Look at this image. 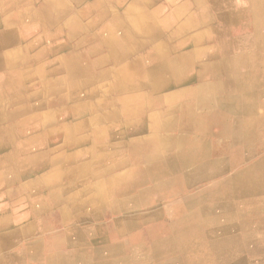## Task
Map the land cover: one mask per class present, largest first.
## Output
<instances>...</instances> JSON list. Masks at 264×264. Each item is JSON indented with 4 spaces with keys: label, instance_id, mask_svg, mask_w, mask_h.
<instances>
[{
    "label": "crops",
    "instance_id": "obj_1",
    "mask_svg": "<svg viewBox=\"0 0 264 264\" xmlns=\"http://www.w3.org/2000/svg\"><path fill=\"white\" fill-rule=\"evenodd\" d=\"M52 1H18L29 19L11 25L14 67L0 66V264H46L72 251L92 264L113 242L125 256L140 245L149 257L153 223L173 235L191 212L231 214L213 231L238 236V207L264 208V0ZM228 11L241 16L224 19ZM260 245L205 254L264 264ZM175 248L168 260L191 264Z\"/></svg>",
    "mask_w": 264,
    "mask_h": 264
},
{
    "label": "bare ground",
    "instance_id": "obj_2",
    "mask_svg": "<svg viewBox=\"0 0 264 264\" xmlns=\"http://www.w3.org/2000/svg\"><path fill=\"white\" fill-rule=\"evenodd\" d=\"M71 1V0H70ZM69 1V2H70ZM227 2L229 3L230 0H220V2ZM254 0H248V3L251 2V4L253 3ZM53 5L55 3H57V0H53ZM87 2V1H86ZM82 3V2H81ZM80 3V4H81ZM257 3V1H256ZM74 4V3H73ZM172 4V3H171ZM0 13H2V16H0V66H4L7 68H13L14 67V63H15V54L17 50H15L16 47H14L15 43H14V39L18 38V34L19 33H14L11 34L10 32L13 31L11 25L14 22H19L22 21L20 18V14L21 11L20 9H18L17 7V1L16 0H0ZM244 8V7H243ZM28 11L31 10L30 8H28ZM83 10V9H82ZM171 12V16H176L175 13H173V11ZM212 12V11H211ZM236 12V11H235ZM3 13H8L7 15L3 16ZM20 13V14H19ZM130 13V12H129ZM195 13V12H194ZM102 14V13H101ZM185 14V13H184ZM241 14V12H240ZM244 14V13H243ZM239 18L240 16H238L237 12L234 13L233 11H228L226 13H224V19L229 18L232 19L233 21H235L237 18ZM140 17V16H139ZM198 17V16H197ZM244 17V16H243ZM155 18V17H154ZM201 19V18H200ZM222 19V18H221ZM146 20V19H145ZM197 20V18H196ZM207 20V19H206ZM62 21V20H61ZM226 22V21H225ZM133 24V22H132ZM181 24V23H180ZM179 24V25H180ZM135 25V24H134ZM175 26V25H174ZM173 27V26H172ZM176 27V26H175ZM137 28V27H135ZM246 30V29H245ZM19 31V30H18ZM169 31V30H168ZM15 32V31H14ZM106 32V30H105ZM142 32V31H141ZM253 32V30H252ZM51 33V32H50ZM167 34V33H166ZM249 34V33H248ZM251 34V33H250ZM169 35V34H168ZM20 36V35H19ZM163 36V35H162ZM185 36V35H184ZM132 37V36H131ZM188 38V37H187ZM148 39V38H147ZM197 39V38H196ZM169 41V40H168ZM22 42V41H21ZM153 44V43H152ZM154 45V44H153ZM36 46V45H35ZM164 46V45H163ZM155 47V46H154ZM147 48V47H146ZM152 50V49H151ZM154 50V49H153ZM148 51V50H147ZM161 51V50H160ZM136 55V54H135ZM250 59V57H249ZM69 61V60H66ZM135 61V60H134ZM132 61V62H134ZM244 61V60H243ZM145 62V61H144ZM235 62V61H234ZM222 63V62H221ZM241 63V62H240ZM239 63V64H240ZM156 64V63H155ZM163 64V63H162ZM69 65V64H68ZM67 65V66H68ZM75 65V63H74ZM77 65V64H76ZM158 66V64H156ZM154 66V65H153ZM217 66V65H216ZM229 66V65H228ZM46 67V66H45ZM220 67V66H219ZM249 67V66H248ZM63 68V67H62ZM69 68V67H68ZM75 68V67H74ZM77 68V67H76ZM72 69V68H71ZM152 69V66H151ZM250 69V67H249ZM35 70V69H34ZM73 70V69H72ZM137 70V69H136ZM142 70V68L140 69V71ZM76 71V70H75ZM80 71V70H79ZM139 71V70H138ZM139 71V72H140ZM150 71V70H149ZM163 71V70H162ZM50 72V71H49ZM146 72V71H145ZM35 73V72H34ZM162 74V73H161ZM40 75V74H39ZM79 75V74H78ZM86 75V74H85ZM151 75V74H150ZM167 75V74H165ZM74 76V75H73ZM80 76V75H79ZM90 76V75H89ZM112 76V75H111ZM123 76V75H122ZM139 76V75H138ZM141 76V75H140ZM148 77V76H147ZM158 77V76H157ZM160 77V76H159ZM163 77V76H162ZM169 77V76H168ZM219 77V76H218ZM261 77V76H260ZM126 78V77H125ZM156 78V77H155ZM182 78V77H181ZM186 78V77H185ZM207 78V77H206ZM213 78V77H212ZM6 81V78H4ZM177 79V78H176ZM40 80V79H39ZM116 80V79H115ZM126 80V79H125ZM140 80V79H139ZM63 81V80H62ZM230 81V80H229ZM10 82V81H9ZM9 82H4L5 84H8ZM129 82V81H127ZM140 82V81H139ZM172 82V81H171ZM208 82V81H207ZM225 82V81H224ZM130 83V82H129ZM44 84V83H43ZM109 84V83H108ZM171 84V83H170ZM206 84V83H204ZM224 84V83H223ZM57 85V84H56ZM162 85V84H161ZM219 85V84H218ZM169 86V85H168ZM172 86V85H171ZM203 86V85H202ZM201 86V87H202ZM167 87V86H166ZM170 87V86H169ZM220 87V86H219ZM66 88V87H65ZM171 88V87H170ZM211 88V87H210ZM155 89V88H154ZM158 89V88H157ZM201 89V88H200ZM92 90V89H91ZM162 90V89H161ZM204 91V90H203ZM93 92V91H92ZM123 92V91H122ZM136 92V91H135ZM149 92V91H148ZM184 92V91H183ZM206 92V90H205ZM119 93V92H118ZM124 93V92H123ZM127 93V92H126ZM201 93V90H200ZM109 96V95H108ZM137 96V95H136ZM216 96V95H215ZM92 97V96H91ZM111 97V96H110ZM122 97V94H121ZM145 98V96H143ZM104 98V97H103ZM108 98V97H107ZM113 98V97H112ZM132 98V97H130ZM140 98V97H139ZM181 98V97H180ZM198 98V97H196ZM200 98V97H199ZM206 98V97H205ZM89 99V97H88ZM179 99V98H178ZM177 99V100H178ZM204 99V98H203ZM208 99V98H207ZM125 100V99H124ZM136 100V99H134ZM143 100V99H140ZM181 100V99H180ZM190 100V98H189ZM197 100V99H196ZM93 101V100H92ZM102 101V100H101ZM117 101V100H116ZM119 101V100H118ZM182 101V100H181ZM122 102V101H121ZM133 102V101H132ZM157 102V101H156ZM189 102V101H188ZM90 103V101L88 102ZM116 103V102H115ZM84 104V103H83ZM190 104V103H189ZM113 105V104H112ZM115 105V104H114ZM183 105V104H182ZM248 105V104H247ZM162 106V105H161ZM165 106V105H164ZM89 107V106H88ZM103 107V106H102ZM144 107V106H143ZM142 107V108H143ZM146 107V106H145ZM171 107V106H170ZM180 107V106H179ZM184 107V106H182ZM188 107V106H187ZM186 107V108H187ZM190 107V106H189ZM214 107V106H213ZM82 108V107H81ZM90 108V107H89ZM120 108V107H119ZM234 108V107H233ZM251 108V107H250ZM59 109V108H58ZM61 109V108H60ZM79 109V108H76ZM141 109V108H140ZM139 109V110H140ZM181 109V108H180ZM209 109V108H208ZM227 109V108H224ZM62 110V109H61ZM81 110V109H80ZM92 110V109H91ZM124 110V109H123ZM189 110V109H188ZM228 110V109H227ZM233 110V109H232ZM57 111V110H56ZM60 111V110H59ZM58 111V112H59ZM66 112V111H65ZM92 112V111H91ZM163 112V111H162ZM175 112V111H174ZM202 112V111H201ZM63 113V112H62ZM93 113V112H92ZM131 113V112H130ZM134 113V112H133ZM136 113V112H135ZM167 113V112H166ZM186 113V112H185ZM184 113V114H185ZM200 113V112H199ZM64 114V113H63ZM132 114V113H131ZM165 114V113H164ZM197 114V113H196ZM239 114V113H238ZM247 114V113H246ZM48 115V114H47ZM55 115V114H54ZM170 115V114H169ZM168 115V116H169ZM179 115V114H178ZM183 115V114H182ZM206 115V114H205ZM130 116V115H129ZM134 116V115H133ZM144 116V115H143ZM246 116V115H245ZM141 117V116H139ZM138 117V118H139ZM155 117V116H154ZM174 117V116H173ZM178 117V116H177ZM198 117V116H197ZM239 117V116H238ZM49 118V117H48ZM137 118V120H139ZM243 118V117H242ZM71 119V117H70ZM136 119V118H135ZM141 119V118H140ZM151 119V118H150ZM195 121V118H193ZM233 119V118H232ZM245 119V118H244ZM120 120V119H119ZM181 120V119H180ZM154 121V120H153ZM157 121V120H156ZM172 121V120H170ZM169 121V122H170ZM174 121V120H173ZM172 121V122H173ZM176 121V120H175ZM207 121V120H206ZM115 122V121H114ZM168 122V123H169ZM205 122V121H204ZM247 122V121H246ZM259 122V121H258ZM155 123V122H154ZM176 123V122H175ZM191 123V122H190ZM174 124V123H173ZM193 124V123H192ZM228 124V123H227ZM230 124V123H229ZM89 125V124H88ZM167 125V124H166ZM165 125V126H166ZM172 126V124H170ZM205 125V124H204ZM217 125V124H216ZM221 125V124H220ZM225 125V124H224ZM253 125V124H252ZM174 126H176L174 124ZM240 126V125H239ZM238 126V127H239ZM245 126V124L243 125ZM184 127V126H183ZM194 127V126H193ZM227 127V126H226ZM67 128V127H66ZM165 128V127H164ZM179 128V127H178ZM176 128V129H178ZM181 128V127H180ZM185 128V127H184ZM192 128V126H191ZM209 128V127H207ZM222 128V127H221ZM241 128V127H240ZM258 128V127H257ZM168 129V127H167ZM195 129V128H194ZM218 129V127H217ZM55 130V129H54ZM67 130V129H66ZM65 130V131H66ZM94 130V129H93ZM175 130V129H174ZM190 130V129H189ZM188 130V131H189ZM223 130V129H222ZM63 131V130H62ZM170 131V129L168 130ZM173 131V130H172ZM187 131V130H186ZM192 131V130H191ZM198 131V130H196ZM203 131V130H202ZM244 131V130H243ZM49 132V131H48ZM238 132V131H237ZM95 133V132H94ZM98 133V132H97ZM175 133V132H174ZM191 133V132H190ZM199 133H201V131H199ZM203 133V132H202ZM217 133V132H216ZM224 133V132H223ZM236 134V133H235ZM243 134V132H242ZM208 136V135H206ZM214 136V135H213ZM218 136V135H217ZM224 136V135H223ZM227 136V135H225ZM248 136V135H247ZM250 136V135H249ZM253 136V135H252ZM153 137V136H152ZM219 137V136H218ZM239 137V136H238ZM159 138V137H158ZM211 138V137H210ZM175 139V138H174ZM227 139V138H226ZM243 139V138H241ZM163 140V138H162ZM244 140V139H243ZM251 140V139H250ZM153 141V140H152ZM151 141V142H152ZM242 141V140H241ZM176 142V141H175ZM174 142V143H175ZM232 142V141H231ZM149 143V142H148ZM147 143V144H148ZM146 144V142H145ZM203 144V143H202ZM236 144V143H235ZM156 145V144H155ZM165 145V144H164ZM207 145V144H206ZM228 145V144H227ZM238 145V144H237ZM109 146V145H108ZM146 146V145H145ZM244 146V145H243ZM172 147V146H171ZM175 147V146H174ZM60 148V147H59ZM149 149V147H145L144 149ZM210 148V147H209ZM218 149V148H217ZM220 149V148H219ZM227 149V147H226ZM252 149V148H251ZM137 150V149H136ZM151 150V149H150ZM153 150V149H152ZM225 150V149H223ZM247 150V149H246ZM222 152V150H220ZM219 151V152H220ZM226 151V150H225ZM241 151V150H240ZM133 152V151H131ZM153 152V151H152ZM158 152V151H157ZM156 152V153H157ZM162 152V151H161ZM239 152V151H238ZM140 153V151H139ZM149 153V151L147 152ZM204 153V151L202 152ZM210 153V151H209ZM225 153V152H223ZM240 153V152H239ZM151 154V153H150ZM221 154V153H220ZM250 154V153H249ZM146 155V152H145ZM144 155V156H145ZM206 155V154H205ZM212 154H210L211 156ZM227 155V153H226ZM143 156V157H144ZM192 156V155H191ZM194 156V155H193ZM223 156V155H222ZM261 156V154H260ZM142 157V158H143ZM161 157V156H160ZM164 157V156H163ZM215 157V156H213ZM135 158V157H133ZM162 158V157H161ZM180 158V157H179ZM202 158V157H201ZM186 159V158H184ZM183 159V160H184ZM188 159V158H187ZM186 159V160H187ZM198 159V158H197ZM209 159V158H208ZM225 159V157H224ZM143 160V159H142ZM146 160V159H145ZM148 160V159H147ZM252 160V159H251ZM259 160V158H258ZM139 161V160H138ZM189 161V160H188ZM255 161V160H254ZM148 162V161H147ZM191 162V161H190ZM187 163V162H186ZM238 163V162H237ZM132 164V163H131ZM142 164V163H141ZM239 164V163H238ZM154 165V164H152ZM156 165V164H155ZM202 165V164H201ZM143 167V165H142ZM188 167V166H187ZM193 167V166H192ZM149 169V168H148ZM236 169V168H235ZM238 169V167H237ZM182 170V169H181ZM188 171V170H187ZM204 171V170H203ZM202 172V170H201ZM181 173V171H180ZM149 174V173H148ZM147 174V175H148ZM200 174V173H199ZM233 174V173H232ZM201 175V174H200ZM141 176V175H140ZM228 176V175H227ZM150 177V176H149ZM222 177V176H221ZM139 178V177H138ZM141 178V177H140ZM187 178V177H186ZM155 179V178H154ZM188 179V178H187ZM186 179V180H187ZM214 179V178H213ZM217 179V178H216ZM222 179V178H221ZM111 180V179H110ZM151 180V177H150ZM157 180V179H156ZM219 180V179H218ZM134 181V180H133ZM175 179L173 180H167L164 181V187L163 189H167L169 188L170 185H173ZM195 181V180H193ZM197 181V180H196ZM195 181V182H196ZM204 181V180H203ZM135 182V181H134ZM191 182V181H190ZM235 182V180H234ZM133 183V182H132ZM153 183V182H152ZM156 183V181H155ZM192 183V182H191ZM198 183V182H197ZM208 184V183H207ZM234 184V183H233ZM186 184H184L185 186ZM188 185V184H187ZM232 185V184H231ZM160 186V185H159ZM182 186V187H184ZM159 188V187H158ZM157 188V189H158ZM231 188V187H230ZM153 189V188H152ZM184 189V188H183ZM182 189V190H183ZM237 189V188H236ZM156 190V189H155ZM162 190V189H161ZM235 190V189H234ZM160 191V189H159ZM237 191V190H236ZM180 192V191H179ZM257 192V191H256ZM155 193V192H154ZM164 193V192H161ZM156 194V193H155ZM237 194V193H236ZM152 195V194H151ZM252 195V194H251ZM237 196V195H236ZM240 196V195H239ZM247 196V195H246ZM166 197V196H165ZM208 198V197H207ZM195 200V199H193ZM66 201V200H65ZM196 201V200H195ZM263 204V203H261ZM120 205V204H119ZM137 205V204H136ZM148 205V204H147ZM183 205V204H182ZM182 205H175L173 207H165L163 210L164 212L170 214V213H174L178 212L181 210L180 206ZM231 209V206H229ZM194 208V207H193ZM228 208V207H227ZM226 208V209H227ZM184 209V208H183ZM225 209V208H224ZM223 209V210H224ZM160 210V209H159ZM159 210L157 211V215H159ZM228 210V209H227ZM144 211V210H143ZM225 211V210H224ZM141 212V211H140ZM238 212L241 213V215L238 217L236 223L233 224L234 221H231V223L233 224L234 230L238 231L239 235L236 236H232V235H223L222 232V237L220 234H218V230H214L217 229L219 226V223H221V220H225L227 218H231L229 216H231V214H228L227 216L224 217H214V218H205V219H200L199 220V216H196V213L191 212L189 215H187L185 218L182 219H178L175 220L174 222L177 223V227L175 228V234L171 235L170 232L171 230L168 227V224L163 223L162 221H157L155 223H153L152 227L149 230H152L153 232L158 231V239L152 241V245H154L153 249L154 250V254L149 257L146 255L147 252H145L144 247H140V245L132 248L130 250V254L129 256H125L123 255V253H121L119 248H122V246L125 247L124 244H117L115 242L111 243V245H109L108 247H106V251L104 250V255L107 256L106 259H101V261L98 262H94L92 264H126V261H128L131 258H139L141 263L140 264H173L172 260H168V257L170 255H174V252L172 251L173 248H175L176 251H180L179 254L184 256L185 259H187L188 261L192 260L191 264H221L224 261V256H222V258H218L215 255H211V254H205V251H207V247L211 246L210 250H213L215 247H217L219 244H232V243H236L240 245V247H250L248 246V244H255L258 243L259 241H261V248H263V250L260 251H264V208H261L259 210L257 209H252L251 205H241L238 207ZM188 213V212H187ZM217 213V212H216ZM134 214V213H133ZM213 214V213H212ZM149 215V214H148ZM147 215V216H148ZM126 216V215H125ZM146 216V217H147ZM152 216V215H151ZM150 216V217H151ZM198 217V218H197ZM124 218V217H123ZM136 219V217L134 218ZM118 220V219H117ZM139 220V219H138ZM171 221V220H170ZM119 222V221H118ZM140 222V220H139ZM173 222V221H172ZM120 223V222H119ZM141 223V222H140ZM229 223V222H228ZM175 224V223H174ZM227 224V223H226ZM115 225V224H114ZM133 225V224H132ZM131 225V226H132ZM176 225V224H175ZM173 225V226H175ZM229 225V224H228ZM118 226V225H117ZM116 226V228H118ZM120 226V225H119ZM124 226V225H123ZM121 227V226H120ZM129 227V224H128ZM171 227V226H170ZM226 227V226H225ZM232 227V228H233ZM124 228V227H123ZM201 228H204L207 230L204 233H201ZM221 229V228H220ZM230 229V228H229ZM228 229V230H229ZM126 231V230H125ZM160 231V232H159ZM115 232V231H114ZM220 232V231H219ZM233 232V231H232ZM78 233V232H77ZM202 234H205L206 237L208 239H206L205 237H202ZM157 235V234H156ZM211 238H218L217 241H211ZM89 238V237H88ZM195 238V239H194ZM79 240V239H78ZM76 241V240H75ZM32 243V242H31ZM106 244V243H105ZM164 245L163 248H161ZM177 245V246H176ZM104 246V245H103ZM213 246V247H212ZM194 247V248H191ZM253 247V246H251ZM128 248V246H127ZM150 248V247H149ZM255 248V247H254ZM125 249V248H124ZM251 249V248H250ZM194 250V251H193ZM252 250V249H251ZM88 251V250H87ZM120 251V252H118ZM148 251V250H147ZM92 252V251H91ZM252 252V251H251ZM259 252V251H257ZM97 255L102 256L103 255V251L99 250V252H97ZM229 253V252H228ZM67 254V253H66ZM64 254L63 257L58 256V258H55L57 261L58 260H73V264H77V261L81 262L82 264H88L90 261L87 260L86 256L83 257L82 255H84L83 253L80 252H73L69 253V254ZM177 254V253H176ZM192 254V255H191ZM230 254V253H229ZM92 255V254H91ZM96 255V256H97ZM109 257V258H108ZM261 257V256H259ZM99 258V257H98ZM101 258V257H100ZM103 258V257H102ZM108 258V259H107ZM177 258V257H176ZM245 258V257H244ZM53 256L50 258H47L46 264H57L56 260H53ZM90 259V258H89ZM96 259V258H95ZM170 259V258H169ZM251 259V258H250ZM20 260V259H19ZM177 260V259H176ZM182 260V259H181ZM264 260V259H263ZM229 261V259H227V262ZM249 260H247L248 262ZM261 261V260H260ZM258 262V260H257Z\"/></svg>",
    "mask_w": 264,
    "mask_h": 264
},
{
    "label": "rangeland",
    "instance_id": "obj_3",
    "mask_svg": "<svg viewBox=\"0 0 264 264\" xmlns=\"http://www.w3.org/2000/svg\"><path fill=\"white\" fill-rule=\"evenodd\" d=\"M17 1V7H18V9H19V2H20V0H16ZM19 1V2H18ZM143 2H147L149 5H152L150 2H148L147 0H142ZM125 2V1H124ZM139 1L137 0L136 1V3H138ZM118 3H121V1L120 2H118ZM141 6H143V5H141ZM0 7H1V5H0ZM26 7H28V8H30L31 9V2H29L27 5H26ZM69 7H71V5H69ZM68 7V8H69ZM2 8V7H1ZM0 10H2V9H0ZM30 11V13H31V10H29ZM8 13H3V16H5V15H7ZM20 14V13H19ZM115 14V13H114ZM120 15V13H117L116 12V14H115V18L116 19H122V17L124 16V14L122 15V16H119ZM0 16H2V13H0ZM20 18H21V20L22 21H24V20H26V19H29V17H28V14H20ZM150 18V16H148V19ZM152 21V20H151ZM124 22H127V20L126 21H124ZM62 23H64V21L62 22ZM127 25V24H126ZM152 25L153 26H151V24L149 25L150 27H151V29L153 30V28L154 27H157V24H153L152 23ZM13 29V31H11L10 33L11 34H14V33H16L17 32V28H12ZM15 31V32H14ZM53 34V33H52ZM133 35H134V37H136L137 39H139V37L136 35V34H134L133 33ZM171 56H174V53L172 52V54H171ZM259 112H261L262 113V109H259ZM197 187H199V186H196V188ZM193 190V189H192Z\"/></svg>",
    "mask_w": 264,
    "mask_h": 264
}]
</instances>
